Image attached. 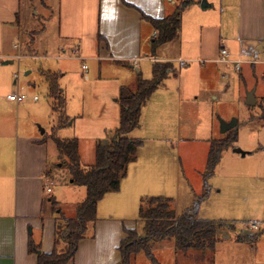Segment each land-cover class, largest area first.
Masks as SVG:
<instances>
[{
	"label": "rangeland",
	"instance_id": "rangeland-1",
	"mask_svg": "<svg viewBox=\"0 0 264 264\" xmlns=\"http://www.w3.org/2000/svg\"><path fill=\"white\" fill-rule=\"evenodd\" d=\"M202 1L196 0L198 3ZM213 2L217 7L215 12H218L219 0H208L209 5ZM12 8L19 10L20 18L15 26L8 25L6 21ZM0 15V143L6 144L5 154L9 152L8 144L11 143V158L10 161L7 159L4 168L8 171L11 166L13 171L18 162L21 169L25 162L24 151L28 153L30 161L38 155L33 153L32 148L40 146V142L46 144L49 158L47 176L57 183V191H61L62 186H70L72 177L69 161L59 156L51 129L57 128L55 138L76 139L82 151L81 168L92 166L96 143L91 138L101 135L98 140L107 142L118 127L120 106L114 89L118 85H127L130 78L136 75L122 66H98L92 61L86 62L88 69L83 74L81 62L68 53L73 44L59 39L58 0H19L15 3V9L12 2L0 1ZM230 15L232 18L233 14ZM59 43L68 45V49L64 48L66 54L57 51L56 44ZM171 54H175L174 51ZM4 55H11L12 59H5ZM7 60L13 61V64L4 65ZM150 64L147 63V70ZM172 65L174 71L178 70L177 64L173 62ZM242 68V77L230 72L229 79L224 80L217 73L211 83L201 81L200 87L190 83L185 88L186 97L184 94L179 105L174 102L175 96L169 88V85L174 87L175 82L165 78L163 87L158 88L142 107L139 128L129 134L130 138H148L162 143L161 166L167 174L173 176L176 172L178 175V183L171 179L172 185L160 186L142 195L141 202L158 196L172 199V207L179 216L199 201V219L233 223L234 230L228 231V234L234 240L225 238L218 241L222 242L215 247L213 264H264V152L257 153L258 148L264 147V99L260 98L264 97V78H261L260 68L253 71L248 64ZM46 72L60 73L58 84L62 90L61 98L48 96L47 83L41 74ZM144 72L143 66L140 79L151 81V72ZM209 86L214 87V92ZM251 90L255 91L257 102L253 106H246L243 96L246 97ZM10 95H24L26 98L21 102H10L7 97ZM100 105L105 107L103 112ZM78 115L82 116V120L75 117L77 121L71 125L72 117ZM206 119L211 122L207 130ZM232 119L237 120V126L221 134L220 122H230ZM103 125L106 131H101ZM233 136L236 137V148L254 153L239 159V156L230 154L233 145L226 149L222 153L221 163L207 179L208 192L202 198L206 192L204 173L210 143L204 138L218 140L219 137ZM25 140H31L32 144L27 150L22 145ZM177 140L184 142L178 143ZM130 164L132 162L128 163L127 169ZM71 186L79 190L73 191L71 197H67L66 192L57 209L67 219L76 216L74 200L78 198V193H81V198L85 194L83 187ZM43 194L45 200L56 196L55 192ZM61 195L65 196L64 189ZM140 206L139 203L132 209V205H126L124 217L128 220L127 225L141 236L143 224L138 218ZM251 224L257 225V230L252 229ZM256 233H260L258 241H236L239 236L250 237ZM30 237L34 240L36 234ZM152 253L154 263L140 253L133 264H174V241L155 243Z\"/></svg>",
	"mask_w": 264,
	"mask_h": 264
},
{
	"label": "crops",
	"instance_id": "crops-1",
	"mask_svg": "<svg viewBox=\"0 0 264 264\" xmlns=\"http://www.w3.org/2000/svg\"><path fill=\"white\" fill-rule=\"evenodd\" d=\"M8 1L13 3L15 9V3L19 0ZM205 1L209 5L208 0ZM181 2L186 0H58V36L60 40L73 44V48L68 53L73 59L81 62L83 74L88 69L86 62L91 61L98 63V66L102 64L122 66L135 73L136 77L130 78L127 85L116 86L114 95L117 96L122 87L133 85L143 74V66L144 73L147 74L149 71L152 76V68L155 64H169L170 69L166 71V79L175 82L172 88L168 85L175 96L174 102L177 105L184 99V94L186 97L185 88L190 83H196L198 87L201 86V81L211 83L217 73L221 74L224 80L229 79L230 72L242 77V66L245 64H248L253 71L260 68L261 78H264L262 68L264 66V0H219L218 12H215L217 7L214 2L211 4L212 8L202 10V2L193 0L192 4L181 11V24L176 40L152 52L151 41L157 33L148 22L142 19L141 14L153 19H163L172 15ZM209 10L214 11L208 13ZM18 14L19 10L12 8L6 20L8 25L15 26L20 18ZM66 43L56 44L57 51L66 54L64 51V48L68 49ZM168 48L170 50L163 53ZM222 48L229 53L227 64L219 62ZM173 51L175 54H171ZM3 57L12 59L11 55ZM8 60L3 64H9ZM11 62L13 64V61ZM173 62L178 66L176 71H174ZM147 63H151L149 70H147ZM234 63H240L239 71L235 69ZM209 88L214 92L213 86ZM243 97L246 101V97ZM260 98L264 99V97ZM254 99L256 104L255 91ZM99 107L102 112L105 110L104 105ZM75 117L82 116H73L71 125L77 121ZM206 118L211 119L209 115L208 117L206 115ZM208 119L205 121L206 130L211 127ZM105 127L101 126V131H106ZM100 136L94 135L91 138L92 142L94 144L99 142ZM136 139L144 142L143 147L138 150L136 160L126 169L118 192L106 194L99 201L94 225L89 227L85 239L79 242L75 257L70 264H119L118 247L121 240L126 237L123 230L124 228L133 229L127 225L128 220L124 217L126 205H132L133 209L135 205L141 203L142 195L155 191L160 186L172 185L171 179L178 183L176 172L171 176L161 166L164 145L148 138ZM217 139L220 140L221 137ZM204 140L210 142L213 139L209 137ZM30 141L22 142L26 150L32 145ZM177 142L184 141L177 140ZM5 145L4 142L0 143V264H36L37 253L29 252V242L39 247L40 253L49 254L53 251L55 232L53 202L59 207L60 201L66 197V192L67 197H71L72 192L79 189L71 186L72 182H70V186H62L65 196L61 195L60 187L61 191H57V183L50 181L47 176L49 175V158L46 144L40 142V146L32 148L33 153L38 155L30 161L27 158L28 153L24 151V164L19 169L17 162L13 171L11 166L8 171L4 168L7 159L10 161L11 158V143L8 144L9 152L6 154ZM231 148L238 149L235 143ZM81 152L78 144L80 162ZM263 152V146L257 149V153ZM245 153L248 156L254 151ZM230 154L239 156V159L246 156L242 157L233 152ZM47 189L50 192H47ZM54 192L56 193L54 198L45 200L43 193L49 195ZM77 196L74 204L78 206L84 201L86 190L84 198H81V193ZM34 234L36 237L33 240L30 235L34 236ZM225 238L229 241L234 240L228 231L217 232L218 241Z\"/></svg>",
	"mask_w": 264,
	"mask_h": 264
},
{
	"label": "trees",
	"instance_id": "trees-1",
	"mask_svg": "<svg viewBox=\"0 0 264 264\" xmlns=\"http://www.w3.org/2000/svg\"><path fill=\"white\" fill-rule=\"evenodd\" d=\"M193 0H186L176 6L172 15L163 19H153L141 14L157 36L151 41L152 52L160 46L176 40L181 24V11ZM131 7L130 5H127ZM102 39L100 38V41ZM170 69L169 64H155L152 68V80L143 81L139 78L131 86L122 87L119 91L120 106L119 124L113 136L107 142H97L95 148V162L84 169L80 166L78 155V141L60 140L55 138L52 130L53 142L60 157L69 161V171L72 184L85 188L86 197L76 208V216L65 218L55 202L52 213L55 216L54 249L51 253H40L39 247L29 242V252L37 253L36 264H70L77 252L78 244L85 239L90 226L96 220L97 205L109 193H116L120 182L125 176L127 165L136 160L137 152L144 142L131 139L129 134L139 128L141 109L151 95L159 88ZM48 87V96L52 99L61 98L62 91L58 85V74L46 72L43 74ZM236 142V137L211 140L204 173V188L206 197L208 192L207 179L214 173L220 162L222 153ZM139 211V220L143 224L142 235L134 229L123 230L125 238L121 240L118 251L119 264H133L135 258L144 253L147 259L155 262L152 249L155 243L165 240L174 241V264H213L215 246L218 242V231H233V223L225 221H208L198 218L199 201L183 214L176 215L169 198L151 197L143 200ZM260 233L250 237H237V242L258 241Z\"/></svg>",
	"mask_w": 264,
	"mask_h": 264
},
{
	"label": "water",
	"instance_id": "water-1",
	"mask_svg": "<svg viewBox=\"0 0 264 264\" xmlns=\"http://www.w3.org/2000/svg\"><path fill=\"white\" fill-rule=\"evenodd\" d=\"M212 8V5H208L206 3L205 0L202 1L201 3V9L202 10H206ZM9 64H12V62L10 61ZM255 104V99H254V90H252L251 92H249L246 96V101H245V105L246 106H253ZM237 126V120L236 119H232L230 122H220V133L221 134H225L228 131H230L231 129L235 128ZM233 153H237L240 154L242 157H244L247 153L241 151L240 149H233L232 150Z\"/></svg>",
	"mask_w": 264,
	"mask_h": 264
},
{
	"label": "built area",
	"instance_id": "built-area-1",
	"mask_svg": "<svg viewBox=\"0 0 264 264\" xmlns=\"http://www.w3.org/2000/svg\"><path fill=\"white\" fill-rule=\"evenodd\" d=\"M228 58H229V53H228V51H227L226 49L222 48V49L220 50L219 62L222 63V64H227L228 61H229ZM233 65H234V67H235V69H236L237 71L240 70V63H236V64L234 63ZM84 68H85V67H84ZM8 99H9L10 101H12V102H21L22 100L25 99V96H24V95H19V96H18V95H17V96H9ZM33 100L36 101L37 98L35 97V98H33ZM47 192H50V190L47 189ZM251 228L254 229V230H257V225H255V224H251Z\"/></svg>",
	"mask_w": 264,
	"mask_h": 264
}]
</instances>
